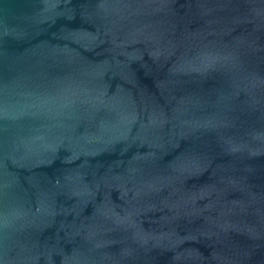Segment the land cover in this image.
<instances>
[{"label": "water", "instance_id": "obj_1", "mask_svg": "<svg viewBox=\"0 0 264 264\" xmlns=\"http://www.w3.org/2000/svg\"><path fill=\"white\" fill-rule=\"evenodd\" d=\"M0 264H264V0H0Z\"/></svg>", "mask_w": 264, "mask_h": 264}]
</instances>
